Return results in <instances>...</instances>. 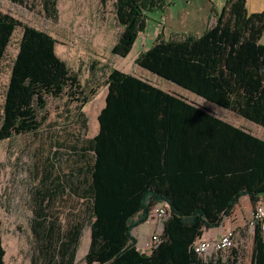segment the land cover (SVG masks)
<instances>
[{"label":"trees","instance_id":"16d2710c","mask_svg":"<svg viewBox=\"0 0 264 264\" xmlns=\"http://www.w3.org/2000/svg\"><path fill=\"white\" fill-rule=\"evenodd\" d=\"M242 2L231 0L225 16L200 37L166 40L159 35L136 64L264 128V44L260 43L264 23L262 17L244 19ZM57 4L58 0H45L44 8L56 15ZM164 7L165 0H115L121 33L112 54L125 58L146 28V14ZM17 28L23 32L0 109V141L40 134L48 121L49 98H66L82 109L97 94L87 95L79 75L57 55V41L50 34L2 11L0 77ZM104 84L107 95L98 115L99 133L87 139L80 129L72 141L55 143L71 151L65 155L73 160L70 169L77 174L73 177L88 185L82 193L87 199L83 220L75 223L69 218L64 234L56 222L47 220L68 208L60 211L56 206L57 195L64 193L60 182L68 180L57 172L61 167L57 151L49 149L44 155L39 151L34 169L37 241L65 242L58 251L71 262L79 236L90 225L86 264H238L235 250L225 262L219 254L202 258L193 245L205 231L219 227L241 197L248 196L253 207L264 202V140L184 96L116 68L109 69ZM65 131H56L57 139H63ZM161 203L169 205L162 243L150 254L143 253L132 231L147 222ZM1 227L0 221V264H5ZM252 264H264L260 227L254 234Z\"/></svg>","mask_w":264,"mask_h":264},{"label":"rangeland","instance_id":"374dc122","mask_svg":"<svg viewBox=\"0 0 264 264\" xmlns=\"http://www.w3.org/2000/svg\"><path fill=\"white\" fill-rule=\"evenodd\" d=\"M44 1L20 0L14 3L12 0H0V11L10 14L24 25L50 34L57 41V55L79 75L87 95L93 91L97 94L82 109L77 103L68 102L66 98H49L47 106L49 117L40 134L15 136L0 141V221L2 241L6 251L5 264H86L82 249L70 262L68 256L58 251L60 243L58 240L52 239L53 241L48 243L47 239L42 241L36 239L34 228L37 222L36 186L38 184L34 177V169L38 153L40 151L44 155L53 148L58 152L60 148L55 143L72 141L76 137L75 133L80 129L85 130L84 137L87 139H91L97 133L99 126L97 117L104 106L107 91L104 82L109 69L116 68L126 74L135 75L162 89L173 88L174 86L166 84L168 82L139 68L136 61L140 54L148 51L158 36L165 31L197 24L181 19L180 0H165L164 9H155L146 14L145 30L139 33L130 53L125 58H120L111 52L121 33L115 16V0H108L105 5L102 4V0H58L56 15L47 13ZM217 1L223 2L222 4L226 2V0ZM22 32V28H17L7 49L3 73L0 77V109L4 101L10 68L19 50ZM261 42L264 44V37ZM93 63H97L93 66L94 69L91 68ZM178 89L177 91L190 102L213 112L216 110L202 99ZM218 116L230 119L224 113ZM232 118L234 123L244 126L253 135L264 139L263 128L239 120L236 116ZM64 129L66 131L62 134L63 139H57L59 136H56V131L63 132ZM66 146L68 145L64 147ZM241 205L246 206L245 203ZM254 209L255 207L252 206L251 215ZM249 220L246 218L244 222H239L237 219L233 222L231 229L236 233V248L219 254L223 261L226 262L233 256L235 250L239 255L238 264H252L255 233L249 230ZM90 232V225H87L83 232L84 240ZM137 236L140 250H143L151 238L142 244L140 234ZM207 239L213 240L217 237L212 235ZM149 252L148 250L143 253Z\"/></svg>","mask_w":264,"mask_h":264},{"label":"crops","instance_id":"0c3cea01","mask_svg":"<svg viewBox=\"0 0 264 264\" xmlns=\"http://www.w3.org/2000/svg\"><path fill=\"white\" fill-rule=\"evenodd\" d=\"M242 1H243L242 2V14H243L244 19L248 20V19H251L254 17H262V19H263L262 23H264V0H242ZM230 2H231V0H226L225 4H222L223 2H219L217 0H180V4L182 5V7L179 11V13L181 14V19H183L186 22H188V21H190L191 23L195 22L197 25L196 26H188V27L185 26L183 28L174 29V30H170V31L167 30L163 34L164 38L166 40H169V39H175L178 37H184V36H189V35L200 37L210 26L215 25L217 23L218 18L225 16ZM263 37H264V29L262 30V37L260 40L261 44H262L261 41H262ZM56 51H57V49H56ZM145 72H147V71H145ZM147 73H149V72H147ZM149 74H151V73H149ZM166 84L168 86H174V87L173 88L170 87L171 89L170 88L163 89L164 91H166L168 93L181 95V93H179L177 91V89L179 87H177L176 85H174L170 82H168ZM175 87H176V89H175ZM179 89H181V88H179ZM106 95H107V91L105 94V99H106ZM197 98H199V97H197ZM200 99H202V98H200ZM203 101H205V100H203ZM206 103H208V102H206ZM208 104L212 105L216 109L213 112V111L205 108L213 116L217 117L218 119H220V120H222V121H224V122H226V123H228V124H230L236 128L242 129L243 131H246V132H250L244 126H241V125L234 123L233 122L234 119L232 117L236 116L239 120H242V121H248V120L242 118L241 116L237 115L234 112H231L229 110H225V109H223L219 106H216L214 104H211V103H208ZM197 105H199V104H197ZM104 107H105V100H104V106L102 107V109ZM200 107H202V106H200ZM102 109L98 112V115L100 114ZM220 113H224L225 116L229 117L230 119H224V118L218 116V114H220ZM248 122H250V121H248ZM98 125H99V123H98ZM99 128L100 127L98 126L97 133L92 138H94L99 133ZM260 139H262V138H260ZM262 140H264V139H262ZM55 151L56 150H54V152ZM65 152L67 154L68 153L72 154L71 151L67 152V150H64V149H59L57 152L59 154L57 162L61 163V167L57 172L61 175V177L62 176L66 177V180H68V181L66 183L60 182L62 184V187H63L62 189H63L64 193H63V195H61V194L57 195L56 206L60 207L59 208L60 211H61V209H63L62 207H68V208L63 210V212H59V213L55 214L52 218L47 219L49 222H56L57 226H55V227L58 228V226H60L61 230H62V234L69 231V221L71 219H73L75 223L83 220V217H84L83 208H84V205H86V203H87V199L84 198L82 193L84 192V190L88 189L87 184L85 186H83L82 184H78L80 182L81 178H78V180L74 179L73 176H77V174H76V172H74L70 169L71 167H74V164H73V166H71L73 163L72 162L73 160H68V158L66 156L67 154L65 155ZM51 157H52V155H51ZM54 176H55V173L53 174L51 179H53ZM62 180H63V178H62ZM241 203H245L246 206H242ZM251 208H252V204H251L249 197L248 196L241 197L239 199L238 203L235 205V208H234L232 214L228 217L224 216L221 220V224L219 227L205 231L201 239H207L212 235H214L215 237L218 238L221 235H223L227 230H233V229H231V226L233 225L234 221L235 222L237 221V219L239 222H244L246 218L250 219ZM69 218H70V220H69ZM156 225H157L156 220L150 214V218L148 219L147 222L138 226L137 228H135L132 231V236L137 240V248L138 249H140V247H139L140 243H139L137 235L140 234V240L142 241L141 242L142 244L147 242L153 236V234L156 230ZM86 227H87V225L85 226V228ZM83 232H84V230H83ZM83 232L79 236L76 255H77V253H79L80 249H82L83 254L85 253L84 256H86L88 251H89V248H90L91 232L85 238V240H84ZM64 244H65V242L63 244L61 242L59 244V249ZM66 248L68 249L67 246H66ZM71 251H72V248H71V250H69V252H71ZM147 254H150V252Z\"/></svg>","mask_w":264,"mask_h":264},{"label":"built area","instance_id":"2783aa9c","mask_svg":"<svg viewBox=\"0 0 264 264\" xmlns=\"http://www.w3.org/2000/svg\"><path fill=\"white\" fill-rule=\"evenodd\" d=\"M152 217L156 220L157 226L153 236L145 247L143 252L156 249L163 240L164 223L169 215V205L161 203L157 205L152 211ZM248 227L251 233H255L256 228L260 227L264 235V202H260L254 209L251 218L248 222ZM236 233L233 230H227L223 235L217 239H199L194 245L193 250L202 258L206 259L215 254H222L236 248Z\"/></svg>","mask_w":264,"mask_h":264}]
</instances>
